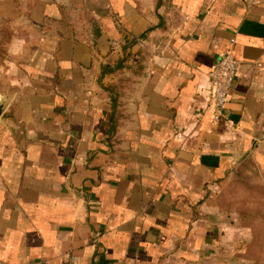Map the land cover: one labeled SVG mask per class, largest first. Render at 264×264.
Instances as JSON below:
<instances>
[{
  "label": "crops",
  "instance_id": "crops-1",
  "mask_svg": "<svg viewBox=\"0 0 264 264\" xmlns=\"http://www.w3.org/2000/svg\"><path fill=\"white\" fill-rule=\"evenodd\" d=\"M0 19V264H264V0H0ZM228 51L225 116L199 119Z\"/></svg>",
  "mask_w": 264,
  "mask_h": 264
},
{
  "label": "built area",
  "instance_id": "built-area-1",
  "mask_svg": "<svg viewBox=\"0 0 264 264\" xmlns=\"http://www.w3.org/2000/svg\"><path fill=\"white\" fill-rule=\"evenodd\" d=\"M234 41V40H232ZM116 42L114 45L116 46ZM240 61L232 51L220 55L214 62L209 76L211 80V92L204 112L198 114L203 119L207 114L213 123L221 121L228 108L232 87L239 72ZM179 136H181L179 134ZM76 264V263H75Z\"/></svg>",
  "mask_w": 264,
  "mask_h": 264
},
{
  "label": "rangeland",
  "instance_id": "rangeland-1",
  "mask_svg": "<svg viewBox=\"0 0 264 264\" xmlns=\"http://www.w3.org/2000/svg\"><path fill=\"white\" fill-rule=\"evenodd\" d=\"M0 30H5L6 31V36L13 35V29L11 28L10 24L7 22H3L2 19H0ZM12 38V37H11ZM11 42V40H10ZM9 45L7 46V52H5L2 56L0 57V67L2 64L5 63V60L8 58L9 52H8Z\"/></svg>",
  "mask_w": 264,
  "mask_h": 264
},
{
  "label": "trees",
  "instance_id": "trees-1",
  "mask_svg": "<svg viewBox=\"0 0 264 264\" xmlns=\"http://www.w3.org/2000/svg\"><path fill=\"white\" fill-rule=\"evenodd\" d=\"M13 35L6 36L5 30H0V57L7 52V46L10 44V40H12ZM117 68V67H116Z\"/></svg>",
  "mask_w": 264,
  "mask_h": 264
},
{
  "label": "water",
  "instance_id": "water-1",
  "mask_svg": "<svg viewBox=\"0 0 264 264\" xmlns=\"http://www.w3.org/2000/svg\"><path fill=\"white\" fill-rule=\"evenodd\" d=\"M6 102H7V99L0 94V116L2 115L5 109Z\"/></svg>",
  "mask_w": 264,
  "mask_h": 264
}]
</instances>
